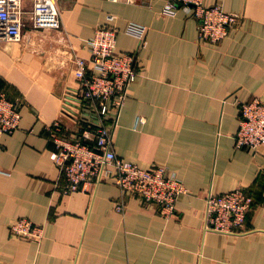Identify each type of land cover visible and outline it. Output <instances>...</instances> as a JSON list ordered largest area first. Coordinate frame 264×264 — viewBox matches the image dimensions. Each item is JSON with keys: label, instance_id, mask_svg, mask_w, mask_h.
I'll list each match as a JSON object with an SVG mask.
<instances>
[{"label": "crops", "instance_id": "crops-1", "mask_svg": "<svg viewBox=\"0 0 264 264\" xmlns=\"http://www.w3.org/2000/svg\"><path fill=\"white\" fill-rule=\"evenodd\" d=\"M205 3L239 16L217 44L200 41L183 9L162 14L165 0H56L61 28L28 24L21 41L0 38V93L22 104L20 127L0 134V264H264V146L235 145L239 101H264V0ZM110 14L117 51L138 54L114 148L182 179L188 192L170 218L111 180L59 187L51 128L60 120L72 137L85 128V102L69 95L79 86L72 62L90 57L88 39ZM129 21L148 27L144 46L126 32ZM237 188L255 199L244 232L206 231L205 192ZM20 218L43 225V238L14 235Z\"/></svg>", "mask_w": 264, "mask_h": 264}, {"label": "built area", "instance_id": "built-area-1", "mask_svg": "<svg viewBox=\"0 0 264 264\" xmlns=\"http://www.w3.org/2000/svg\"><path fill=\"white\" fill-rule=\"evenodd\" d=\"M116 1V0H114ZM179 9L198 22L200 41L221 42L239 20L219 4L206 5L205 0H165L162 14L174 16ZM110 14L88 39L90 57H74V73L79 86L69 91L74 100H84L85 126L78 137L63 130L58 120L51 128L54 150L51 158L61 173L59 187L65 193L88 190L92 184L111 180L125 194L144 198L160 205V214L170 218L176 212L178 198L188 188L167 165L143 167L126 160L115 151L114 135L118 118L128 98L131 84L138 75L137 52H118V28ZM56 0H0V38L21 41L28 24L35 29L61 28ZM147 26L129 21L126 32L146 44ZM21 102L0 93V134L12 133L20 127ZM239 128L235 136L237 148L257 152L264 146V101L255 97L239 101ZM141 117L138 122H143ZM205 230L228 235L244 232V224L252 209L254 196L243 188L227 192L207 190L204 194ZM123 209V205L117 206ZM14 235L40 241L44 227L29 218L11 224Z\"/></svg>", "mask_w": 264, "mask_h": 264}]
</instances>
